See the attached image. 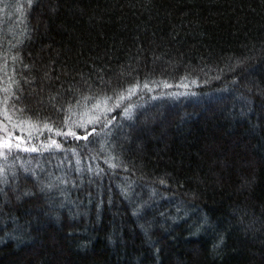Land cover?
Here are the masks:
<instances>
[{
  "label": "trees",
  "instance_id": "1",
  "mask_svg": "<svg viewBox=\"0 0 264 264\" xmlns=\"http://www.w3.org/2000/svg\"><path fill=\"white\" fill-rule=\"evenodd\" d=\"M0 119V264H264V0H0Z\"/></svg>",
  "mask_w": 264,
  "mask_h": 264
},
{
  "label": "snow or ice",
  "instance_id": "2",
  "mask_svg": "<svg viewBox=\"0 0 264 264\" xmlns=\"http://www.w3.org/2000/svg\"><path fill=\"white\" fill-rule=\"evenodd\" d=\"M31 2H32V0H28L29 5L31 4ZM136 87H138V85H135L132 88L126 90L129 96L134 93ZM111 99H112V97H104L102 100L101 99H97L95 97H84L83 98L85 103H88L90 101H95L94 103H91V108L96 109L98 112L103 111L105 114L108 113V112L113 111L115 107H119V103L118 102L124 100L125 96H123V95L117 96L116 99H117L118 102L115 105H113L112 107H109L108 104H107V101L111 100ZM77 103H80V102L78 101ZM124 112L127 114L128 113V109L125 108ZM4 113H5V117L10 120L11 117H9L7 115V108L6 107L4 109ZM89 122H91V123H100L101 120H100V117L97 115L95 118H91L90 117L89 118ZM25 123L28 124L29 128H31L33 126L31 120L23 121V122H21V124L14 125L13 126V131H9L6 128V126L0 125V127L4 128V134L0 135V158H2L4 160H7L9 158V156L13 154L14 151H24V152H38L39 151V149L35 145L28 146V145L25 144V142L23 140V132L25 131V129L23 127V124H25ZM111 123H112V120H109V119L105 118V121H104L105 126L110 125ZM81 126L83 127V125H81ZM45 127H48V126L45 125ZM16 128H20L21 135L14 136L13 133H14V129H16ZM94 131H95V129L93 128V132ZM57 134L58 135H63L64 133H62L59 130H57ZM68 134L73 135V136L76 135V133L72 132L71 130L69 131ZM29 138H31V132L30 131H29ZM84 138L86 139L87 137H84ZM53 146L55 148H60L61 147V145L58 144L56 142V140L50 139L49 144L46 147L51 148ZM14 158L15 157L13 156V159ZM112 166L115 167V165H112ZM57 179H59V178H57ZM61 183H66V181H61ZM47 187L50 189V188L53 187V185L51 183H49L47 185ZM222 242L223 241L221 240V243Z\"/></svg>",
  "mask_w": 264,
  "mask_h": 264
},
{
  "label": "rangeland",
  "instance_id": "3",
  "mask_svg": "<svg viewBox=\"0 0 264 264\" xmlns=\"http://www.w3.org/2000/svg\"><path fill=\"white\" fill-rule=\"evenodd\" d=\"M3 114L5 115V113L3 112ZM11 120V119H10ZM8 125H9V121H5ZM4 121H2L1 119H0V125H2V126H6V128L9 130V131H13V127H12V129H10V127L5 123ZM12 126H14L13 124H12ZM18 133L19 135H20V133H21V131L20 130H18L17 128L16 129H14V133ZM13 133V134H14ZM4 134V128L3 127H0V135H3ZM14 136H16L15 134H14ZM0 159H2V158H0Z\"/></svg>",
  "mask_w": 264,
  "mask_h": 264
}]
</instances>
